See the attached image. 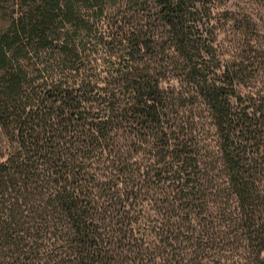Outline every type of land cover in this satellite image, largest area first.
<instances>
[{
	"label": "trees",
	"instance_id": "trees-1",
	"mask_svg": "<svg viewBox=\"0 0 264 264\" xmlns=\"http://www.w3.org/2000/svg\"><path fill=\"white\" fill-rule=\"evenodd\" d=\"M208 2L0 0V264H264V37Z\"/></svg>",
	"mask_w": 264,
	"mask_h": 264
},
{
	"label": "rangeland",
	"instance_id": "rangeland-1",
	"mask_svg": "<svg viewBox=\"0 0 264 264\" xmlns=\"http://www.w3.org/2000/svg\"><path fill=\"white\" fill-rule=\"evenodd\" d=\"M208 6L212 13H227L226 18L218 23L217 31L221 33L220 38L224 37V32L229 33L238 28V24L234 25V21L229 18L230 15L231 17L234 15L240 21L249 19L251 25L254 24L257 31L264 37V0H209ZM216 21L217 15H214L212 25L216 24ZM261 43L264 44V39Z\"/></svg>",
	"mask_w": 264,
	"mask_h": 264
}]
</instances>
